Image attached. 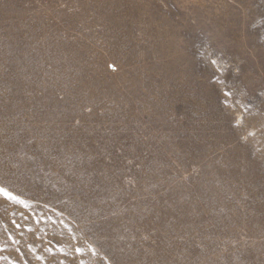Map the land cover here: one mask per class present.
<instances>
[{"label": "rangeland", "instance_id": "1", "mask_svg": "<svg viewBox=\"0 0 264 264\" xmlns=\"http://www.w3.org/2000/svg\"><path fill=\"white\" fill-rule=\"evenodd\" d=\"M0 264H264V0H0Z\"/></svg>", "mask_w": 264, "mask_h": 264}]
</instances>
